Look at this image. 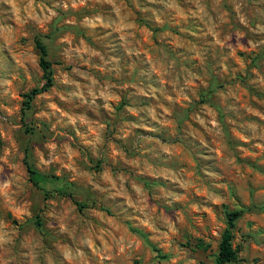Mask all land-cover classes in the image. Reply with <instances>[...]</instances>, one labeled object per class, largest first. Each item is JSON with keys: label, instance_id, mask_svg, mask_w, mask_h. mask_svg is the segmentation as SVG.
<instances>
[{"label": "rangeland", "instance_id": "rangeland-1", "mask_svg": "<svg viewBox=\"0 0 264 264\" xmlns=\"http://www.w3.org/2000/svg\"><path fill=\"white\" fill-rule=\"evenodd\" d=\"M232 211L264 264V0H0V264H215Z\"/></svg>", "mask_w": 264, "mask_h": 264}, {"label": "trees", "instance_id": "trees-1", "mask_svg": "<svg viewBox=\"0 0 264 264\" xmlns=\"http://www.w3.org/2000/svg\"><path fill=\"white\" fill-rule=\"evenodd\" d=\"M35 46L40 54L39 67L42 71L45 83L39 89L33 90L32 94L30 96H27L28 100H30L33 95L45 92L52 86V70L50 62L47 60V50L45 46L37 39L35 40ZM26 168L29 174L32 176L33 184L39 187L38 180L34 176L35 173L31 165L26 163ZM43 191L46 197L50 196L49 192L45 190ZM241 214L242 212L240 211L226 212V227L221 235V239L218 245L215 264H229L237 260V251L232 247V240L235 222L241 216ZM34 224L39 227V220H36ZM195 248L203 249V245L201 243H197Z\"/></svg>", "mask_w": 264, "mask_h": 264}]
</instances>
